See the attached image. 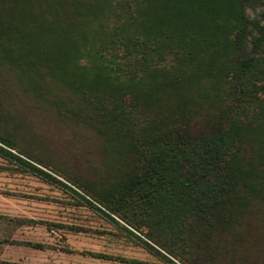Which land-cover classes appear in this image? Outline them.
Segmentation results:
<instances>
[{"label": "trees", "instance_id": "1", "mask_svg": "<svg viewBox=\"0 0 264 264\" xmlns=\"http://www.w3.org/2000/svg\"><path fill=\"white\" fill-rule=\"evenodd\" d=\"M13 13L21 35L92 32L84 49L98 72L69 82L80 93L90 84L82 112L109 129L131 168L99 190L81 183L91 199L128 223L121 212L143 197L160 234L181 244L192 228L211 237L264 208V170L244 160L264 120V0H0V17Z\"/></svg>", "mask_w": 264, "mask_h": 264}, {"label": "rangeland", "instance_id": "2", "mask_svg": "<svg viewBox=\"0 0 264 264\" xmlns=\"http://www.w3.org/2000/svg\"><path fill=\"white\" fill-rule=\"evenodd\" d=\"M17 32V14L0 17V146L67 186L0 153V167L6 168L0 170V189L30 192L31 203L22 206L37 216L32 242L39 247L23 249L21 264H264V208L248 206L236 226L211 237L201 239L192 228L181 244L160 234L156 221L146 216L150 208L143 197L136 198L135 209L121 212L133 219L128 223L91 199L81 183L99 190L131 168L120 163L122 152L109 129L82 112L94 96L90 84L80 93L69 82L98 72L94 54L84 49L92 32L63 39ZM110 72V77L117 73ZM252 140L244 160L257 174L264 170V120Z\"/></svg>", "mask_w": 264, "mask_h": 264}, {"label": "crops", "instance_id": "3", "mask_svg": "<svg viewBox=\"0 0 264 264\" xmlns=\"http://www.w3.org/2000/svg\"><path fill=\"white\" fill-rule=\"evenodd\" d=\"M4 168L5 166L0 167V170ZM2 189H0V264H21L23 256L20 252L25 248H37L34 247L36 243L32 242V236L34 239L36 234L34 230L36 231L38 226L36 211L32 213L30 206L24 208L22 206L27 200L31 203L30 192L28 196H23L19 190Z\"/></svg>", "mask_w": 264, "mask_h": 264}]
</instances>
